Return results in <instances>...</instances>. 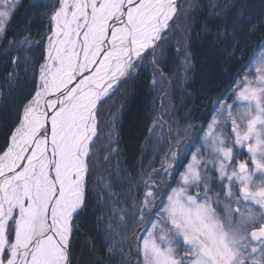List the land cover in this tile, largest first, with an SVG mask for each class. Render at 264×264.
Segmentation results:
<instances>
[{"label":"snow or ice","instance_id":"snow-or-ice-1","mask_svg":"<svg viewBox=\"0 0 264 264\" xmlns=\"http://www.w3.org/2000/svg\"><path fill=\"white\" fill-rule=\"evenodd\" d=\"M55 3L48 14L39 78L6 146L0 147V264H70L75 221L87 206L97 104L132 77L149 51L155 53L178 12L176 0ZM17 6L18 0H0V34ZM210 8L217 22L212 34L225 41L235 37L247 18L244 0ZM3 55L10 56V49ZM18 62V56L12 57L13 65ZM241 71L235 86L230 85L235 100L217 99L220 108L203 143L166 201V188L145 182L140 216L133 215L142 264H264V212L231 207L264 209V51ZM12 78L9 72L6 79ZM237 104L242 110L234 114ZM227 121L231 133H218ZM206 150L210 161L202 157ZM238 155L246 158L238 160ZM170 158L173 163H167L166 153L161 169L151 175H174L181 158L177 152ZM209 163L218 179L206 175ZM222 200L227 205L218 212ZM136 208L134 204V212Z\"/></svg>","mask_w":264,"mask_h":264},{"label":"trees","instance_id":"trees-1","mask_svg":"<svg viewBox=\"0 0 264 264\" xmlns=\"http://www.w3.org/2000/svg\"><path fill=\"white\" fill-rule=\"evenodd\" d=\"M194 2L196 6L189 10L191 12L188 19L186 18V28L182 31L178 51L175 55L169 52L167 58L168 60L174 59L180 72L182 71L180 64L184 66L187 64V71L191 67L187 73L190 78L185 82V91L183 94L180 91L178 93L183 98L182 109L186 108L187 113H191V118H189L204 121L211 101L224 94L234 83L242 65L252 58L260 44H264V0H244V11L247 18L244 24L237 29L235 37L229 38L228 41H225L222 36L217 38L212 34L216 31L217 22L209 15L211 4L224 3L226 0H194ZM50 12V9L45 4L42 5V2L25 0L23 6L14 12L11 23L4 33V41L0 44V147L6 146L5 142L18 121L19 112L34 91L38 68L43 57L40 46L45 39V34L49 31L48 14ZM5 49H10V56L3 55ZM156 51L155 65L162 78L158 90L155 91L152 88L149 75L142 66V72L128 86L127 97L120 115L117 160L110 168L104 170L107 175L110 173L107 177L115 193L112 195L114 197L108 193L107 196L112 200L109 204L113 209L121 210L120 217L124 216L123 225L125 224V230L129 233L135 227L133 215L138 217V207L134 213L126 197L134 196V204L143 200L145 179L151 176L149 166L153 161L152 157H154L153 167L155 160H159V154L155 153V156L154 154L151 156V153L154 152V147L159 150V153L161 151V148L151 146L149 142L152 140L149 141L150 136L147 134L152 115L159 104L156 96L162 94V97L164 93H169L173 99L171 92L174 85L175 87L178 85L173 77H169L165 66L159 63V53L162 48L159 47ZM16 56L19 57V62L13 65L11 59ZM9 72L13 73L11 80L6 79ZM170 101L171 121L176 120L175 116L181 118L175 111L176 100ZM154 105H156V110L153 108ZM166 118L168 119L166 124L168 132L163 133L164 142L166 138H171V123H169V118ZM189 150L187 149L180 164L185 161ZM147 151L149 154L146 153ZM130 174L134 177L130 178ZM139 181L141 184H136ZM91 198L93 196L87 199V206L79 214L76 222L78 227L74 231L70 246L71 264L129 263V259L125 258V251L128 249L126 241L123 243V257L113 262L110 260L107 245L113 241H107L106 229L100 225L99 220L101 214L106 215L107 206L100 211L97 203L94 204L95 199L92 201ZM127 203L130 207L128 216L124 212V209H127ZM115 213L117 215V210ZM132 248L135 250L134 247Z\"/></svg>","mask_w":264,"mask_h":264},{"label":"rangeland","instance_id":"rangeland-1","mask_svg":"<svg viewBox=\"0 0 264 264\" xmlns=\"http://www.w3.org/2000/svg\"><path fill=\"white\" fill-rule=\"evenodd\" d=\"M24 1L25 0H18V6L16 7L15 11L17 9H20L23 6ZM26 1L42 2V5L45 4V6L50 9V11H53L55 7L57 6L55 3V0H26ZM176 4H177V8L181 10V12L179 13V10H178L174 19L170 21V26L165 34V39H163L159 43L156 50H158L159 47L162 48V51L159 53L160 54L159 63L165 66L166 72L169 75V77L171 78L173 77L174 81L177 82L178 84L177 87H175V85L173 87V84L171 83L173 87V91L171 92V94L173 96V99L176 100V103H175L176 110L175 111L180 115L181 118H177L175 116L176 120L174 119L171 121V114L169 113V108L171 106L170 100H173V99L171 98L169 93L167 94L164 93V96L162 97H161L162 94L156 96L157 99H159V104L157 105V110H156V105L153 106L154 110L156 111L152 115L151 123L148 128L147 134L148 136H150V138H148L149 141L152 140L151 142H149L151 146L159 147L161 148V151L159 153V150H157L154 147V152L151 153V156L153 154L155 156V153L159 154L158 155L159 160H155L154 167H153L154 157H152L153 161L151 165L149 166V169L151 168L150 174H152L154 170H160L159 167L161 166V163L164 161L163 158L165 154L167 153L166 151L167 149L165 145L171 144L172 146L171 148L168 149L167 154L169 156V160L167 161V163H173V161L170 158L172 152H177L178 157H180L182 161L184 159L187 149L189 150L190 146H191V149L187 153L185 161H183L182 164L179 163L180 166L178 165L179 167H177V170L175 171L174 175L170 173H165L163 171H160L159 175H151L152 177L151 179L156 182L158 187H159V184L157 183V181L164 180V186L167 189V192H165L163 196L165 201L167 199V193L171 192L172 188L178 187L177 181L179 180L181 173L184 171L185 167L191 161L193 153H195L197 149L200 148L201 144L203 143L202 138L204 137L205 133L208 131V124L211 122V120L213 119V117L216 115L217 111L220 108V104L216 103L217 99H219L221 102L226 101L227 104H232L233 101L235 100V96L230 94L232 92V88H230L229 86V88L224 92V94H222V96L218 97L217 99L215 98L214 100L211 99L213 101H211L209 105L208 112L206 111L207 117H205L204 121L190 119L191 113H187L186 108L182 109L183 98L178 92L180 91V93L182 92L183 94V92L185 91V82L189 80L190 78V75H187V73L190 71L191 67L187 71V64H185V66L184 64H180V66L182 67V71L180 72L178 70V64L174 61V59L172 58L171 60H168L167 57H168L169 52H172L175 55L176 51H178L181 34H182V31L186 28L187 19L191 12L189 10L191 7H193L194 9L196 5H195L194 0H180L178 3L176 0ZM49 31H47V33L45 34V39H43L41 46H40V50L42 48L43 53L47 45V35L49 34ZM3 41H4V34H0V44H2ZM255 51L252 55V58L250 59H254L255 57L259 56L262 51H264V44H260L258 51L256 52ZM156 52L157 51H155V53ZM155 53H153L152 51H149L148 54L144 57V62L138 66L136 72L132 74V77L130 79L123 80L122 82L119 83L118 86H114L113 90L109 93V95L101 99V101L97 104L98 127H97V136L94 138V146L92 149L93 155L89 161L91 175L88 179V198L90 196H93V198L91 199L92 201H94L95 199L94 204L95 202L97 203V206L100 211H103V207L107 206L106 207L107 209L105 211L106 215L101 214V217H99L100 218L99 220H100V225H103L106 229V231L105 230L104 231L107 233V237H106L107 241L108 242L113 241L111 244L108 243L107 245L108 246V256L110 257V260L112 262L113 260H118L123 257L124 255L123 243L126 241V245L128 246V249L125 251V258L129 259V263L127 264H142V256L137 251L136 237L138 233H137V228H135L137 224L135 223V227L131 229L132 230L131 233H129L128 231L126 232L125 224L123 225V223L125 222V219H121L120 217L121 210L119 211V209H113L112 206L109 204L111 203L112 200L107 196L108 193L111 196L115 193L113 189L111 188L110 180L107 177V176H110V173H108L107 175L104 172V170L105 168H110V166L114 163V161L116 162L117 160L116 148L118 146V127H119L118 124L120 121V115L122 113L124 100L127 97L128 86L130 82L133 81L140 74V72H142V66L145 68V71L149 75L150 82L152 83V88H154L155 91L158 90V86L161 83L162 78L156 69L155 63H153ZM167 60L169 61L168 65L166 64ZM43 62L44 60L42 57V61L40 62V65ZM184 62L186 61L184 60ZM246 63L244 65H246ZM242 75H243V72L240 71V76L242 77ZM38 78H39V68L37 72V80ZM237 79L238 77L235 79L234 83L231 86L233 87L235 86ZM238 90L239 89H236V91ZM22 109L19 113L22 112ZM241 110H242V106L240 104H237L232 109L234 114H238ZM165 116L169 118V123H171L170 124L171 138L168 139L169 142L167 140L166 142H164L165 136H163V133H165V131L168 132L167 125H166L168 123V119ZM200 126H203L202 131H198ZM221 131H223L225 135L230 134L231 133V122L230 121L221 122L220 127L217 129V132L219 133ZM146 153L149 154L148 151ZM202 157L206 161H210L213 159V157L209 154L207 150L202 153ZM245 158H246L245 155H238L236 157V159L238 160H244ZM207 167L210 169V171L207 172L206 175H208L209 177H212L213 179H218V174L215 171L211 170L212 165L209 163ZM203 168H204V165H201L202 171H203ZM133 177L134 175L130 174V178H133ZM149 177L150 175L146 177L145 182L146 181L152 182L151 180H149ZM136 184H141V182L140 181L136 182ZM145 191H146V188L144 189V192ZM195 191H196L195 188L192 189L193 193ZM157 199H159V193L157 195ZM233 199H235V197H233ZM127 200L130 202V205H131L130 207L133 210L132 207L134 205L135 197L127 196L126 201ZM138 204L139 203H136L137 207H139ZM226 205H227V201L222 200L221 208L217 209V211L218 212L221 211ZM163 206L164 205L161 204L160 208L162 209ZM130 207L128 206V203H127V209H124V212L125 214H127V216H128V210ZM231 207L233 209H235L236 207H240L241 211H244L250 208L255 213L264 212V209H261L258 206H255L252 204H241L238 206L235 203H232ZM115 210H117V215H115L116 214ZM136 210L134 213H136ZM109 215L110 217L108 218ZM145 215L148 216L150 215V213L146 211ZM151 215H152L153 221H155L156 219L155 214L151 213ZM138 217H139V210H138ZM77 220H78V217L76 218V221H75L74 231L78 227L76 225ZM103 223H105V225ZM148 227H151V225L149 224ZM74 231L72 234V238L74 237V233H75ZM250 231L251 229H249V232ZM132 247H134L135 250ZM250 247L251 245L249 246V248ZM181 251H183V249H181ZM136 255H137V260H136ZM256 255H257V258H259L260 253L257 252ZM69 261L71 264V250H70V255H69ZM249 264H251V262H249Z\"/></svg>","mask_w":264,"mask_h":264},{"label":"bare ground","instance_id":"bare-ground-1","mask_svg":"<svg viewBox=\"0 0 264 264\" xmlns=\"http://www.w3.org/2000/svg\"><path fill=\"white\" fill-rule=\"evenodd\" d=\"M103 98H104V97H103ZM103 98H102V99H103ZM98 103H99V102H98Z\"/></svg>","mask_w":264,"mask_h":264}]
</instances>
